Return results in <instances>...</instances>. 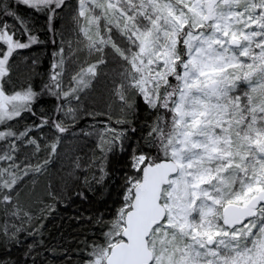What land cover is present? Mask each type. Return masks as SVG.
<instances>
[{
  "label": "snow or ice",
  "instance_id": "1",
  "mask_svg": "<svg viewBox=\"0 0 264 264\" xmlns=\"http://www.w3.org/2000/svg\"><path fill=\"white\" fill-rule=\"evenodd\" d=\"M22 8L60 37L39 91L38 60L18 57L44 42ZM66 9L75 40L56 28ZM44 94L54 108L14 127L36 117ZM105 97L122 105L120 128L109 114L78 134L99 138L100 155L85 168L96 183L108 176L109 155L126 151L123 126L138 100L154 118L83 264H264V0H0V246L41 235L53 205L35 185L62 155L67 178L81 169L79 149L64 139L105 114L90 110ZM46 196L59 201L51 183ZM41 246L29 244L23 264H37Z\"/></svg>",
  "mask_w": 264,
  "mask_h": 264
},
{
  "label": "trees",
  "instance_id": "2",
  "mask_svg": "<svg viewBox=\"0 0 264 264\" xmlns=\"http://www.w3.org/2000/svg\"><path fill=\"white\" fill-rule=\"evenodd\" d=\"M25 13L32 20L40 40L44 42L32 48L39 57L40 64L37 69L41 73L43 71V76L33 81V85L39 91L43 82L47 80V73L52 62L51 53L55 50L52 40L55 39L58 46L59 38L58 36L53 38L48 32L45 18L42 15ZM38 103H41L39 105L42 109L48 112L53 109L55 101L44 94L39 98ZM153 118L154 113H151L144 103L138 100L137 107L130 116L131 123L128 124L126 151L122 153L117 149L109 155L108 176L102 183L89 179V183L85 184L86 176H79V174H74V177L69 179L66 173L70 169L57 166L54 169V178H50L49 183L56 190L59 201L49 200L53 207L50 212L44 214L41 220L43 225L41 235L35 237V240L32 237L20 236V239L24 241L20 246H0V258L23 264L24 251L28 245L34 242L39 244L42 241V246L38 249L40 256L37 264L83 263L85 242L91 244L93 241L98 243L102 240L105 228L104 224L98 221L101 217L103 221H108L114 214L120 199L122 178L127 171L128 156L137 142L143 144L142 137L146 134V126ZM133 128L135 132L132 131ZM41 183V187L47 184L43 181ZM28 264H31V258H28Z\"/></svg>",
  "mask_w": 264,
  "mask_h": 264
},
{
  "label": "rangeland",
  "instance_id": "3",
  "mask_svg": "<svg viewBox=\"0 0 264 264\" xmlns=\"http://www.w3.org/2000/svg\"><path fill=\"white\" fill-rule=\"evenodd\" d=\"M13 3H14V0H13ZM69 3L70 4H74L75 0H69ZM67 11L68 10L66 9L65 13L61 14V18L56 21V28H57L58 31H63L66 38H71V39L75 40L76 39L75 35H72L71 37H69V29L71 28V24H70V20H69L68 16L66 15ZM25 12L32 13V12H28L27 9L22 8V14H24ZM58 38H59L58 39V45H59L60 37L58 36ZM25 56L26 57H30V58H36L38 60L37 66L35 68V75L33 76L32 80H31V82L33 84L34 79L37 80V79H40L43 76V71L41 73L37 69V67L40 64L39 63V59H38L39 57H37V54H35L33 49H31L30 51L29 50H25L24 52L21 53V56L18 57V59H20L22 57H25ZM35 83H36V81H35ZM65 84H67V80H65ZM18 86H19V84H18ZM39 104H41V103H38V104L36 103V105H35V112H36V117L35 118L30 117V116H26L24 120L19 121L18 124H15L13 126L14 127H21L24 124H32L34 119L36 120V122H38V118L41 115V113L42 112H47L46 110L42 109V107ZM121 109H122V105H121L120 101L118 99H116V98L105 97L103 100H98V102L95 104V107L94 108H90V110H94V111H97V112H103L105 114L102 115V116H99L97 118V120H95V121L92 120V119H89V118L82 119L80 121V123H79V127L78 128H75V129H73L72 131H70L69 133L66 134L65 139H64V144L65 145H74V146H76L79 150L76 151L75 155L80 156L81 159H82L81 169L76 171L74 174H76V175L79 174V176L83 175L84 177L87 176V177H89L90 180H92L91 177H92L93 173L91 171H85V168L87 167V161L94 153H95L96 156L100 155L99 151L96 150V142H97V140L99 138L96 137V136L89 137L87 139L79 137L78 134H79L80 128H87L88 125L97 124V123L100 126H103L104 123L108 122V115L110 114L111 117H112V126L119 129L120 126L115 124V120L118 119V118H123V113H122ZM130 116H131V114H129L127 116V119L129 121H130ZM128 124H125L123 126L127 130V132H128ZM74 133L76 134V138L75 139H74ZM43 134L44 135L50 134L49 133V129L45 128L44 131H43ZM35 135L40 136L41 133L37 131L35 133ZM65 150L66 149L64 147H62L61 148V153L63 154L65 152ZM68 163H69V161L66 158H64L63 155H62V157L60 159L56 160L50 166V168L48 170V174H46L45 176L40 177L39 182L35 185V195L37 197H43L45 204H51L52 203V202L49 201L50 198H48L46 196V191H47V186L49 184L50 178H54V172H55L54 169L57 166H62V165H64V168H68V166H67ZM96 175L98 177L99 173H96ZM42 181L44 183L47 182L46 186L41 187L42 186L41 185ZM26 184H27V187L25 188V191L27 192V191H30L32 189V184L30 182H26ZM45 198H46V200H45ZM102 235H103V233H102ZM21 236H27V235L22 234ZM98 243H102V240L100 242H98ZM81 264H83V263H81Z\"/></svg>",
  "mask_w": 264,
  "mask_h": 264
},
{
  "label": "flooded vegetation",
  "instance_id": "4",
  "mask_svg": "<svg viewBox=\"0 0 264 264\" xmlns=\"http://www.w3.org/2000/svg\"><path fill=\"white\" fill-rule=\"evenodd\" d=\"M20 11H21V14H22V9Z\"/></svg>",
  "mask_w": 264,
  "mask_h": 264
}]
</instances>
